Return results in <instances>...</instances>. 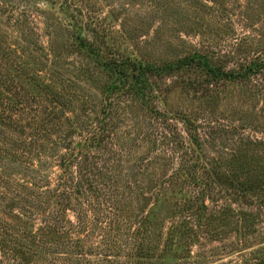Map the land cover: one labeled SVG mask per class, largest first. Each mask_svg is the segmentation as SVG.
<instances>
[{"label": "rangeland", "instance_id": "obj_1", "mask_svg": "<svg viewBox=\"0 0 264 264\" xmlns=\"http://www.w3.org/2000/svg\"><path fill=\"white\" fill-rule=\"evenodd\" d=\"M82 41L105 59L134 58L163 67L197 52L214 66L236 69L264 59V0H0L1 175L24 179L37 168L40 176L33 177L41 185L54 181L68 148L102 117L112 79ZM205 79L186 70L152 78L156 97L146 105L129 93L118 94L109 120V155L113 146L128 149L148 134L155 153L145 165L169 159L171 169L181 142L190 144L191 132L179 118L189 116L198 126L201 161L220 165L217 175L234 153L252 154L264 164V103L257 87L209 85ZM121 154L126 167L145 155L143 150ZM233 208L258 211L246 202ZM232 227L233 239L239 231L246 243L212 264H258L257 257H264V218L249 217L246 226ZM96 261L93 257L91 264Z\"/></svg>", "mask_w": 264, "mask_h": 264}, {"label": "trees", "instance_id": "obj_2", "mask_svg": "<svg viewBox=\"0 0 264 264\" xmlns=\"http://www.w3.org/2000/svg\"><path fill=\"white\" fill-rule=\"evenodd\" d=\"M81 43L112 79L105 93L108 106L83 140L68 148L54 181L41 185L40 178L33 177L40 176L37 168L24 179L0 174V262L91 264L95 257L97 264H153L157 259L212 264L237 252L246 234L235 230L233 239L232 225L240 228L249 217L264 218L263 162L249 153H234L224 173L217 175L220 165L201 161L196 122L179 116L191 134L190 144L181 142L178 148L177 163L172 170L169 159L148 160L145 165L155 153L151 136L143 134L128 149L113 146L109 155V120L111 110L119 106L118 94L129 93L146 105L156 97L152 78L184 70L203 74L209 85L253 83L264 103V59L226 70L196 52L156 67L134 58L105 59ZM197 83L191 85L198 87ZM139 150L145 155L126 167L121 153L131 156ZM257 200L259 205L253 202ZM238 202L258 211L234 210ZM263 259L256 260L264 264Z\"/></svg>", "mask_w": 264, "mask_h": 264}]
</instances>
